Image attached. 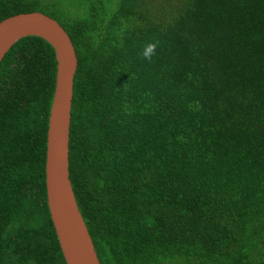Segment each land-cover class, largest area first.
<instances>
[{"label":"trees","instance_id":"1","mask_svg":"<svg viewBox=\"0 0 264 264\" xmlns=\"http://www.w3.org/2000/svg\"><path fill=\"white\" fill-rule=\"evenodd\" d=\"M31 11L77 52L70 177L101 264H264V0H0V21ZM56 71L38 36L0 63V264H67L45 173Z\"/></svg>","mask_w":264,"mask_h":264},{"label":"water","instance_id":"2","mask_svg":"<svg viewBox=\"0 0 264 264\" xmlns=\"http://www.w3.org/2000/svg\"><path fill=\"white\" fill-rule=\"evenodd\" d=\"M48 41L57 60L46 150V189L51 219L67 264H101L70 177V121L78 56L66 29L50 15L22 12L0 21V63L20 39Z\"/></svg>","mask_w":264,"mask_h":264},{"label":"clouds","instance_id":"3","mask_svg":"<svg viewBox=\"0 0 264 264\" xmlns=\"http://www.w3.org/2000/svg\"><path fill=\"white\" fill-rule=\"evenodd\" d=\"M155 52H156V45L153 43H147L143 47L140 55L143 57V59L150 60L152 56L155 54Z\"/></svg>","mask_w":264,"mask_h":264}]
</instances>
